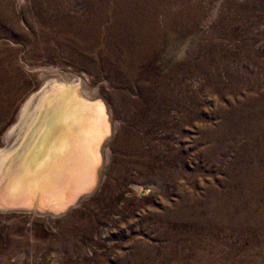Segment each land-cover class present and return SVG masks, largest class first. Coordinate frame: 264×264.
I'll return each mask as SVG.
<instances>
[{
  "label": "bare ground",
  "instance_id": "obj_1",
  "mask_svg": "<svg viewBox=\"0 0 264 264\" xmlns=\"http://www.w3.org/2000/svg\"><path fill=\"white\" fill-rule=\"evenodd\" d=\"M24 1L26 2V0H20L19 3ZM40 1L36 0L37 3ZM173 4L164 5L163 1L156 0H43L39 7L48 16H42L39 13L36 16V21L40 26H43L47 24L53 13L57 14L52 19L55 22L52 23L50 35L64 36L66 37L64 39H68V41L70 39L69 43L72 42L76 54L81 59L80 62L89 65L95 71H102L107 78L109 88L114 90L113 96L117 104L116 114L122 111L128 119L136 116L135 119L142 122L147 130L162 126L169 128L174 134H180L183 129L190 130L195 125H199L198 143L205 145L202 153L206 158L219 157L220 154L233 150L243 159L240 168L236 163L230 165L231 169L236 168L237 172L233 171L231 175L228 173L229 178L232 181L237 178L247 188H249L248 184L262 186L264 185V173L257 164L249 170L245 168L250 167L251 158L258 161L259 156H263L259 155L260 152L264 153V96L262 95V99L259 97L260 90L258 89L259 96L251 94L242 101L239 99L240 102L237 101L236 104L220 107L217 114L221 118V123L215 129L213 126L199 121L201 117H199L197 108L196 80L201 74L209 76L214 74L210 72V69V71L207 70L209 60L205 57L206 51L212 48L209 44L208 49L204 48L201 55L198 54V27L196 26L197 21L194 20L195 14L188 9L190 6L183 7L178 1ZM79 6L85 11L81 15L76 13ZM20 32L16 14L12 10L11 0H0V38L8 37L11 45L9 46L3 40L0 41V127H7L0 134V214H20L8 212L12 208L31 209L36 205L38 195H40L38 203L40 211L66 212L68 206L72 202H76L81 193L89 189L92 192L95 189L96 181L93 177V170L97 161L96 146L103 136L105 138L109 134V130L103 128L99 108L86 100L92 97H103L100 95V90L89 85L86 86L85 82V88L89 92L82 90L80 85L75 86L80 78L75 74L54 67H33L31 70L38 73L37 78L40 79L41 84L38 89L26 96L19 105L14 119L11 120L12 111L18 104L22 88L26 83V80L20 78L15 64L17 46L12 40V36ZM43 32L39 31L38 34L41 35ZM6 33L9 36H3ZM32 39L22 33L21 40L32 47V54H38L42 49L37 47ZM43 46L45 48V45ZM225 47L224 49H227ZM162 50L167 51L166 72L161 77H153L155 74L150 76L147 71L148 66ZM234 54L232 53V55ZM198 56L202 58L201 61ZM213 58L215 62L218 61L213 63L217 72L226 67V63L219 62L221 59ZM220 80L216 73L214 81L217 85L208 84L209 86L206 88L214 89L221 96L230 90L235 91L233 89L236 86L234 83L236 80L233 81V85L228 84L227 86H222ZM60 82L72 85L58 84ZM224 87L226 90L222 92ZM132 92L134 95L138 94V99L132 97ZM104 102L107 103L106 100ZM169 109H172L174 113L171 114V111L168 113ZM109 111L112 114L111 108ZM247 120L251 122L241 128L242 133L237 134V121L245 122ZM172 123L177 125L171 126ZM251 128H255L256 132L259 131L260 136L250 135ZM129 133V128L126 126L124 141L127 143L126 146L134 151L132 165L140 168L141 171L138 172L141 174L140 177L158 181L169 179L175 186L174 190L178 195L177 200L173 202L174 205H166L164 211L153 214L154 218L151 217L154 220L153 225L161 229L160 235L162 236L164 233L167 237L170 243L169 250L172 249V252H164L160 256H156L153 247L141 244L142 248L136 244L135 251L132 253L129 251L131 253L129 254L131 256L129 264H143L147 260H158V263L164 264L177 257L173 250L176 248V241L181 239L180 235L186 227L189 226V228L192 227L198 231L201 228L205 232L208 230L207 227H212L215 223L217 224V221L222 222L227 218L231 209L237 210V208L228 202L230 186L228 189L225 188L223 194H217L218 198L222 197L217 208L212 207L217 198L210 197V187L205 189L207 192L205 191L203 205L200 206L196 194L197 173H187L182 170L183 167L176 168L172 163L168 164L164 170L159 169L151 152L146 156L147 158L141 157L138 162L140 154L137 156L136 153L139 150L137 142L136 139L126 138ZM114 138L115 130L112 127L111 138L105 144L104 169L108 162V147L113 144ZM131 143L136 150L131 149ZM170 158L171 160L176 158L180 163L183 158L182 150L177 149ZM241 168L242 170L244 168L245 172L239 170ZM257 175H260L259 179H257ZM182 180L186 182H182ZM230 183L233 182L230 181ZM102 185L103 181L100 180L95 194L84 197L75 208L60 215L61 218L79 210L82 203L90 199L91 196H97ZM227 185H230L229 182ZM136 189L141 191L139 187ZM226 199L227 201H224ZM21 214L41 216L37 213ZM46 216L55 218L52 215ZM146 247L150 250H147ZM8 256L7 254L1 255V263L6 261ZM119 260L125 263L128 261V255H121Z\"/></svg>",
  "mask_w": 264,
  "mask_h": 264
},
{
  "label": "rangeland",
  "instance_id": "obj_2",
  "mask_svg": "<svg viewBox=\"0 0 264 264\" xmlns=\"http://www.w3.org/2000/svg\"><path fill=\"white\" fill-rule=\"evenodd\" d=\"M156 1H163L164 5L169 3L170 5H174L173 3L178 1L183 7L188 8L190 6L188 9L195 14L194 20L195 22L197 21L198 54L201 55L204 48L208 49L207 46L209 44L210 48H212L209 51L207 50L208 52L206 51L205 57L210 61H208L207 70L210 69L211 71H209L214 74H210V76L201 74L196 80V92L198 94L197 108L199 110V117H201L199 121L207 123L215 129L221 123V118L217 114V110L220 107L236 104L251 94L260 95L259 97L262 99L264 96V69L262 70V66L264 65V0ZM11 2L12 10L16 14L17 23L21 30V34H14L12 36V40L17 46L15 64L20 78L26 80V83L24 88H22L18 104L15 105L10 119H14L19 105L26 96L38 89L41 84L40 79L37 78L38 73L31 70V68L54 67L62 69L64 72L75 74L84 80L86 86L89 85L92 88L100 90V95L107 101L105 103L108 110L112 109V114L110 111L109 114L112 127L115 130V138L113 144L108 147L106 169L103 168V163L101 170L100 180L103 181V185L100 192L97 196H91L90 199L84 201L79 210L63 218L61 216L52 218L50 216L24 215L21 213L0 214V256L4 254L9 255L6 261L1 263L0 260V264H129L131 261L129 254L135 251V246L142 247L141 244L153 247L152 249H154L156 256H160L164 252H172V249L171 251L169 250L170 243L165 234L163 233L161 236V229L153 225V214H159L164 211L166 205H174L173 202L178 198L177 192L174 190L175 186L172 185L173 183L169 179L158 181L155 179H142L140 177V168L132 165V153L134 151H131L124 141V129L126 126L130 132L126 138L128 137L129 140L136 139L139 149H137L136 153L137 156L140 154L138 162L141 157L147 158L146 156L152 153L151 155H154L155 163L159 169L164 170L166 166L168 167V164L172 163L176 168L183 167L182 170L187 173H197L195 183L200 206L203 205L206 195L205 191L207 192L205 189L210 187V197L217 198L212 206L213 208H217L221 202L220 199H222V197L218 198L217 194H223L225 188L231 187L228 202L237 208V210L231 209L232 212L234 211L233 213L230 211L226 219L222 222L217 221L218 225L215 223L212 227H207L208 230L205 232L201 228L198 231L192 227H186L180 235L181 239L176 241V248L173 250L177 257L175 260H168L167 263L264 264V185L256 186L248 184L249 188H247L237 178L235 181L229 178V174L231 175L233 171L237 172L236 168L232 170V166L230 165L236 163L240 168L243 157L232 150L231 152L220 154L219 157L210 156L206 158L202 153L205 145L198 143V138L200 137L199 125H195L190 130L183 129L180 134H174L169 128L162 126L152 127L147 130L142 125V122L135 119L136 116L128 119L122 111L116 114L117 104L113 96L114 90L109 88L107 78L102 71H95L89 65L81 63V59L76 54L72 42L69 43L70 39L68 41V39H64L66 38L64 36L57 35V37L50 35L52 23L55 22L52 19L57 14L53 13L47 24L40 26L36 21V16L39 13L42 16H48L39 7V4L43 0L38 3L36 0H26V2L24 1L25 3H19L20 0H11ZM77 11L78 15L85 12L81 6L77 8ZM72 14L74 13L72 12ZM39 31L43 33L39 35ZM22 33L30 36L31 39L33 38L32 40L35 45L42 49L41 52L32 54V47L21 40ZM3 36L9 35L6 33ZM203 38H206L204 39L205 41ZM1 40L11 46L8 37H1ZM43 45H45V48ZM224 47L227 49H224ZM232 53L235 54L232 55ZM166 55L167 51L162 50L152 60L151 65L149 64L150 66L147 69L150 76L155 74L153 77H161V75L165 74ZM199 57L198 59L201 61L202 58ZM213 57L221 59L219 62L221 64L226 63V67L217 72L214 69L213 63L218 61L215 62ZM231 69L237 72L234 71L233 74ZM216 73L218 79H221L222 86L230 85L236 80L234 82L236 86L233 89L235 91L230 90L228 93H224V96H221L214 89H207L206 87L209 85H217L214 81ZM225 88H222L221 91L224 92ZM132 97L138 99V94L134 95L133 93ZM258 101L260 102L259 99ZM168 113L173 114L174 111L169 109ZM250 122V120L245 122L237 121V134L242 133L241 128ZM170 125L176 126L177 124L172 123ZM5 128L7 127H0V134L4 132ZM251 130L250 135L255 137L260 136V132H256L255 128H251ZM244 135L242 136L244 137ZM105 149L104 147V155ZM131 149L136 150L132 143ZM177 149L182 150L183 158L180 163L177 162L176 158H172V160L170 158ZM261 154L263 156H259L258 161L251 158L250 167L248 166L249 168L245 169L249 170L257 164L258 168L264 173V153L260 152L259 155ZM239 170L243 172L244 168L243 170L242 168ZM257 177L259 179L260 175H257ZM230 181L233 183H230ZM182 182L186 181L182 180ZM228 182L230 185H227ZM135 186L136 188L139 187L141 191H137ZM242 187L244 188L242 189ZM224 201H227V199ZM150 226L152 227L150 228ZM132 246L134 249H132ZM146 248L147 250L149 249L148 247ZM121 255H128L127 263L119 260ZM143 264L160 263H158V260H147Z\"/></svg>",
  "mask_w": 264,
  "mask_h": 264
},
{
  "label": "water",
  "instance_id": "obj_3",
  "mask_svg": "<svg viewBox=\"0 0 264 264\" xmlns=\"http://www.w3.org/2000/svg\"><path fill=\"white\" fill-rule=\"evenodd\" d=\"M58 84H63L62 82L58 83ZM76 85L75 86H81V89L82 90H85L87 92H89L86 88H85V83H84V80L80 79L79 78V82L75 83ZM63 85H72V84H69V83H64ZM88 102H91L93 103L94 105H96L98 108H99V111H100V120L101 122H103V128H105L107 131L109 130V134L103 138L102 137V140L100 142H98L97 146H96V167H94V170H93V177H94V180L96 181V185H95V189L91 192V189L89 190H86L85 192L81 193L76 202H72L69 206H68V209L67 211H61V212H58V213H55L51 210H46V211H40L38 209V203H39V200H40V195H38V200H37V203L36 205L31 208V209H24V208H12L10 210H8V212H18V213H37L38 215H41V216H46V215H52L54 217H57V216H60V215H64L66 214L71 208H74L77 206V204L86 196H89V195H92L95 193L97 187H98V184L100 182V175H101V170H102V167H103V163H104V147H105V144L106 142L111 138V131H112V122L110 120V115H109V112H108V108L103 100V98L101 97H92L91 99L87 98Z\"/></svg>",
  "mask_w": 264,
  "mask_h": 264
}]
</instances>
